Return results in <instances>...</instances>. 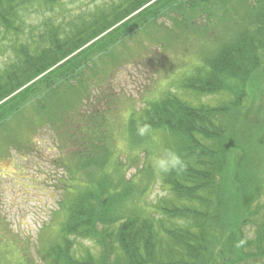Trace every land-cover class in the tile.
Returning <instances> with one entry per match:
<instances>
[{
    "label": "trees",
    "instance_id": "obj_1",
    "mask_svg": "<svg viewBox=\"0 0 264 264\" xmlns=\"http://www.w3.org/2000/svg\"><path fill=\"white\" fill-rule=\"evenodd\" d=\"M62 1L0 0V35L9 42L0 48L12 52L0 69V151L9 142L21 147L17 131L30 100L34 118L58 120L74 147L63 159L62 217L42 249L45 262L240 264L256 261L251 246L264 256V211L258 205L264 125L246 92L254 86V96L264 92V0H120L87 18L77 16L65 28L47 18L27 38L28 10L53 11ZM141 32L152 34V58L161 65L171 57L184 60L176 67L183 70L179 81L170 79L172 86L127 117L132 140L138 139L137 125L148 124L150 136L165 134L163 144L172 143L187 161L179 173L157 175L167 194L153 203L143 198L152 181L149 165L137 179H125L123 162L109 159L106 148L118 94L104 85L123 62L117 51L137 46ZM94 86L107 93L81 113ZM67 89L74 92L69 104L62 94ZM215 96L222 99L212 103ZM254 216L262 223L257 237L247 240L241 233ZM83 239L92 245L79 243ZM17 248L1 243L0 264H16L5 252L11 250L19 252L20 264H31L28 251Z\"/></svg>",
    "mask_w": 264,
    "mask_h": 264
},
{
    "label": "rangeland",
    "instance_id": "obj_2",
    "mask_svg": "<svg viewBox=\"0 0 264 264\" xmlns=\"http://www.w3.org/2000/svg\"><path fill=\"white\" fill-rule=\"evenodd\" d=\"M116 1L120 0H63L54 5L53 11L42 13L30 9L25 14L24 32L27 38L30 35L35 36L38 30L43 29V23L47 18L54 19L55 24L61 23L65 28L67 23L72 22L77 16L87 18L98 7L105 4L110 6ZM149 34L152 35L149 32L138 34L137 46L129 44L120 47L117 53L123 62L117 69L111 70L108 75L109 85L106 83L104 86L105 89L109 86L110 90L114 89L118 94L116 96L117 105L109 117V121L114 122L109 123V130L111 131L115 126L113 132L109 134L108 145H106L109 159L116 157V161L123 162L125 170L121 176L129 180L137 179L144 170V166L149 165L148 175L152 177V181L143 198L153 203L167 194L165 185L157 176L161 171L154 166V157L162 149H173V146L172 143L171 145L163 144L165 134H159V132L153 136H138V139L132 140L127 129L129 120L127 117L132 111L139 112L143 108L145 99L156 97L168 85L172 86L169 84L170 79L171 82L177 83L183 70H176V67L183 66L184 60L181 58L180 61L171 57V62L166 63L167 61L162 60L161 65L160 61L152 58L157 48L155 40ZM0 42L6 46L9 45V42L4 41L1 35ZM10 57H12V52L9 47L0 48V69ZM174 61L177 63L173 64ZM100 87L98 86L99 89L95 86L89 88L91 98L80 104L81 113L91 110L96 97L106 95L107 91H101ZM252 89L257 93L255 86ZM253 91L246 88L247 102L253 108H259L257 120L259 124L264 125V92L254 96ZM62 94L66 104L72 102L69 98L74 92L67 89ZM181 94L185 98L195 100L188 91H182ZM202 98L208 100V97L203 96ZM221 99V96H215L212 97L211 102L216 103ZM32 109V100H30L24 107V121L17 131L21 147L9 142L3 151L4 154L2 150L0 151V244L10 242L18 244L17 250L24 248L28 251L31 264H48L41 256L42 249L55 236L57 223L62 217L58 214L59 200L63 198L62 185L59 182L65 174L63 159L69 156L74 147L67 141L66 129L58 120L35 119ZM88 140L78 143L85 144ZM258 205L263 213L264 187ZM261 223L259 216L246 221L242 236L247 240L256 238ZM79 243L92 245V242L86 239L79 240ZM260 244L264 247L263 237ZM250 249L257 254L256 261H243L240 264H264V256L256 251L257 248L251 246ZM5 252L13 258L16 264H20L19 252L12 250Z\"/></svg>",
    "mask_w": 264,
    "mask_h": 264
},
{
    "label": "clouds",
    "instance_id": "obj_3",
    "mask_svg": "<svg viewBox=\"0 0 264 264\" xmlns=\"http://www.w3.org/2000/svg\"><path fill=\"white\" fill-rule=\"evenodd\" d=\"M137 134L140 137L151 135V126L148 124H138ZM154 166L161 172L167 173L175 170L177 173L187 168V161L182 156L171 148L162 149L153 160Z\"/></svg>",
    "mask_w": 264,
    "mask_h": 264
}]
</instances>
